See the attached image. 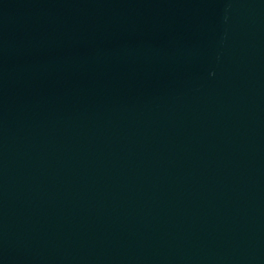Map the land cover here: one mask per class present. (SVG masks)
<instances>
[{"label": "water", "instance_id": "obj_1", "mask_svg": "<svg viewBox=\"0 0 264 264\" xmlns=\"http://www.w3.org/2000/svg\"><path fill=\"white\" fill-rule=\"evenodd\" d=\"M0 264H264V0H0Z\"/></svg>", "mask_w": 264, "mask_h": 264}]
</instances>
